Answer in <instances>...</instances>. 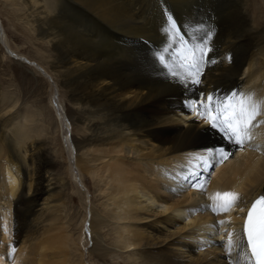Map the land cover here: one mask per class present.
I'll return each instance as SVG.
<instances>
[{
  "label": "bare ground",
  "instance_id": "6f19581e",
  "mask_svg": "<svg viewBox=\"0 0 264 264\" xmlns=\"http://www.w3.org/2000/svg\"><path fill=\"white\" fill-rule=\"evenodd\" d=\"M0 13L31 44L27 53L46 66L65 97L74 134L60 100L50 103L69 129L65 147L82 180L79 187L64 162L61 127L49 131L47 81L23 64L31 62L22 61V54L14 61L0 46V264H87L82 231L92 242L90 256L118 257L125 264H133L130 257H139L137 264H245L238 247L229 254L222 242L231 232L240 244L246 208L264 194V116L240 147L198 118L188 103L205 96L223 100L232 92L264 100L263 2L0 0ZM168 15L189 45L191 35H205L197 28L215 30L199 84H182L169 74L185 46L175 33L162 31ZM7 44L23 47L11 36ZM12 79L31 84L39 103L34 112L17 109L21 96ZM218 147L234 155L209 160L212 167L194 158ZM67 177L83 193L84 210L87 199L93 203L87 217L81 212L77 237L64 215L71 198ZM197 183L206 191L192 187ZM218 193L240 199L232 211L216 214L210 206L223 202ZM222 220L231 223L217 234L213 225Z\"/></svg>",
  "mask_w": 264,
  "mask_h": 264
},
{
  "label": "snow or ice",
  "instance_id": "6c2138e0",
  "mask_svg": "<svg viewBox=\"0 0 264 264\" xmlns=\"http://www.w3.org/2000/svg\"><path fill=\"white\" fill-rule=\"evenodd\" d=\"M168 27L163 28L162 31L166 35L175 33L180 44L185 46V51L180 53L176 64L169 70V74L184 84L191 80L194 84H199L201 81L199 77L202 74V67L205 63V52L208 50V42L211 39L213 31L202 27L195 31H204L203 37L191 35V44L185 40L184 36L180 34L177 28L176 21L171 15L167 16ZM163 51L167 52L165 48ZM199 52V56L196 53ZM158 59L164 62L165 57L159 55ZM207 63H214L213 60L206 61ZM167 67V65H165ZM186 69V71H184ZM239 97L235 105L227 103L230 99ZM193 105H197L193 108ZM188 107L191 111H197L198 118H202L209 122V126L223 135L230 144H235L240 147L246 146L248 141L252 139L250 129L257 126L262 121H257V117L264 116V100L252 102V94L232 92L229 96L219 100L213 96H205L203 100L197 98L190 100ZM253 121H257L256 124ZM259 147V146H257ZM234 155L230 150L224 147L208 148L203 153L195 155L194 158L201 161L202 166L209 164V160H216L223 162L230 156ZM192 187H199L205 190L203 185L199 183L193 184ZM218 200L223 202L217 203L216 206L211 207V210L216 214L220 212H230L237 205L240 197L233 193L217 194ZM243 212L244 209L240 208ZM231 223L228 220L219 221L213 225L219 234V228L225 224ZM227 253L231 254L233 249L238 247L240 249V257L245 261V264H264V195L257 198L247 211L243 229V240L240 244H236L233 240V234L228 233V240L222 242ZM13 251H15L13 249Z\"/></svg>",
  "mask_w": 264,
  "mask_h": 264
},
{
  "label": "rangeland",
  "instance_id": "374dc122",
  "mask_svg": "<svg viewBox=\"0 0 264 264\" xmlns=\"http://www.w3.org/2000/svg\"><path fill=\"white\" fill-rule=\"evenodd\" d=\"M261 1L263 2V5H264V0H261ZM6 3L8 4L9 2H6ZM8 7H10V5H8ZM0 24H2L1 26H3V29L4 30L2 28L1 29L4 31V35H5V38H6L5 39L6 42H4L2 44L1 43L2 41H1L0 42V44H1L0 46H1L2 50L4 51V53H6V56L8 58L16 61L15 60V57H16L17 53L22 54L23 56H20L22 58V61H23V57H24V58H26L27 60H29L31 62V63H25L23 61V64L25 66H27L28 68H31L41 78H43V79H45L47 81L49 88L46 90L47 93L43 95V104L44 103L47 104V107H48L47 109H49L50 110V113H51V123H50L49 131H51L54 128L52 130V132H53L56 129V126H60L61 127V130H60V134L59 135H60L61 141H63V143H64L65 142L64 141V138H63V136H64V127L61 125V122H65V121H61V117H59V115L57 114V110H56L55 106L52 104V102L50 103V98H51V100L53 98H56V99H59L60 100V103L62 104L61 106L64 107V112H65V114H66L67 117L69 116V111H68V106H67V104H66V102L64 100L65 97L62 95L61 90H59L60 89L59 85L57 86L55 84V81H56L55 80V77H52V73L46 68V66L42 62H40L39 60H37L35 58H32L27 53V50L30 49V48H32L31 44L26 41L25 37L18 30L14 29V28L12 30V29L9 28L7 21L1 15V13H0ZM8 36H11V38L13 39V41L15 42V44L23 46L22 49L13 48L12 45L8 46V44H7ZM29 53H30V51H29ZM14 54H15V56H14ZM53 81H54V84H52ZM11 82L12 83L14 82L13 83L14 86H17V88L20 90V91L19 90L18 91H19V94L21 96L20 97L21 99L19 100V103L17 105V109L20 110L21 112H28V113L34 112L35 109H36L35 107L36 106L39 107V103H38V101H36V97L34 95H32L33 94V90H32L31 84H29V83H27V84H21L20 81L14 80V79H12ZM17 82H19V83H17ZM50 82H51L52 85H54L53 87L50 84ZM54 94H55V96H54ZM39 119H41V117H39V115H38V117L36 118V120H39ZM68 119H69V122L72 125L71 127L73 129L74 126H73V123H72V121L70 119V116L68 117ZM72 132L74 134V129L72 130ZM55 137L57 139V134L55 135ZM56 143H58L57 140H56ZM55 145H57V146H55ZM55 145H53V146L57 149L59 147V145L58 144H55ZM63 145H64V149H65L64 150V162H65L66 165H69L72 168L71 169V172L74 173L77 176L76 179H78V181L80 180L79 181L80 182V185L78 183L77 184H78L79 187H81L82 186V180L79 177L78 170H77V168H75L76 166L74 167V165L71 163V159L72 158L69 155V149L67 147H65V143ZM62 161H63V159H61V162ZM67 179L70 182V186H69V189H68V193L71 195V198H67L66 199V204L67 205H66L65 210H64V215L65 214L67 215L66 216V220H68V222L71 224L70 227H69L70 232H72V234L74 233L73 235L75 237H77L78 231H79L78 227H80V221H81L80 218L82 217V214H84V213H85V216L86 217L89 215L90 207H92V204L93 203H92V201H90V199H87V201H85L86 202L85 203L86 205H85V210H84V206H83V204H84V201H83V193H81V192L80 193H77L76 192L75 185H73V181H74L73 178L67 177ZM87 181L86 182H87L88 187L91 186L90 187L91 188V191L94 192L95 195H96L97 201H95V202H97L96 204L98 206L99 203H100V198H99V195H98L99 193L94 191L95 188H93L92 180L90 181V178H89V179H87ZM86 209H88V210H86ZM81 212H82V214H81ZM41 226H42V222L41 221H38L36 229H37V234H39V235H37V236H40L41 235L40 234V232L42 231L41 230L42 229ZM108 230L106 231L107 236L109 234L108 237H112V235H111L112 234V229L109 230L110 232ZM82 232H83V236H84V241H83L84 243L83 242L81 243V245H83V247L80 246V248L84 252L83 259L87 262V264H94L95 261L98 264H125L126 263V261L123 263V261L121 260V258L119 259L118 257L117 258L116 257L115 258L112 257V258L102 259L101 257H98V253L94 254L93 257L90 256L89 250L92 248V242L90 240V237H87L88 233H86L85 231H82ZM84 232H85V234H87L86 236H85ZM85 238L88 239V242L89 243L86 241ZM85 241L87 243H85ZM80 251H81L80 249H76L75 248V249H73V254H77L78 256H80V253L79 254L77 253V252H80ZM127 255H128V253L127 254L126 253L124 254V256H127ZM127 257L129 258L130 256H127ZM91 258H93V259H91ZM132 258L135 259V260L132 261L131 260ZM129 259L132 261L133 264H135V263L137 264V262L140 261L139 257H136V258L130 257ZM127 264H128V261H127Z\"/></svg>",
  "mask_w": 264,
  "mask_h": 264
},
{
  "label": "water",
  "instance_id": "95a60500",
  "mask_svg": "<svg viewBox=\"0 0 264 264\" xmlns=\"http://www.w3.org/2000/svg\"><path fill=\"white\" fill-rule=\"evenodd\" d=\"M1 33H2V29L0 28V34ZM63 127H64V136H63V138H64V141H65V134L66 133H69L70 134V132H69V129L65 125H63Z\"/></svg>",
  "mask_w": 264,
  "mask_h": 264
}]
</instances>
